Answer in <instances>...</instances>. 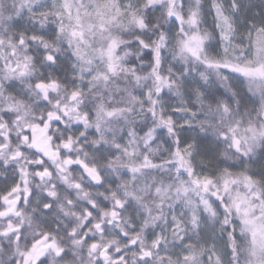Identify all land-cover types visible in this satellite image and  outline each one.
<instances>
[{
  "label": "snow or ice",
  "instance_id": "snow-or-ice-1",
  "mask_svg": "<svg viewBox=\"0 0 264 264\" xmlns=\"http://www.w3.org/2000/svg\"><path fill=\"white\" fill-rule=\"evenodd\" d=\"M0 264H264V0H0Z\"/></svg>",
  "mask_w": 264,
  "mask_h": 264
}]
</instances>
